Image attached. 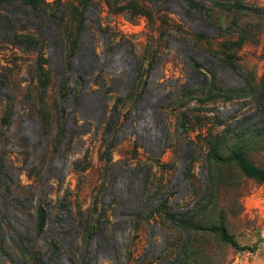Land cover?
I'll return each mask as SVG.
<instances>
[{"label": "rangeland", "instance_id": "obj_1", "mask_svg": "<svg viewBox=\"0 0 264 264\" xmlns=\"http://www.w3.org/2000/svg\"><path fill=\"white\" fill-rule=\"evenodd\" d=\"M117 1L115 9L103 0L88 6L90 28L64 73L58 26L46 14L32 23L23 6H0V15L18 17L17 29L38 26L46 36L43 53L52 76L44 102L56 98L66 111V137L52 142L53 134L43 133L32 107L36 53L5 42L8 27L0 22L2 92L13 96L14 108L2 137L10 175L3 177L8 189L2 208L47 264L84 259L87 264H264V181L245 175L236 163L206 160V149L193 151L189 142L220 131V154L241 150L250 164L264 169V0H239L245 8L237 9L218 4L222 0H148L151 21L130 16L127 8H119L127 0ZM161 18L170 25L163 38ZM109 29L116 35L112 41ZM206 41L225 48L227 63L205 48ZM155 48L152 66L135 84L119 118L113 112L109 118L115 97L123 99L130 91L141 56ZM205 71L213 85L190 95L187 103L199 118L184 131L164 106L180 89L197 88ZM65 76L68 95L62 99L56 90ZM1 107L4 111L10 104L4 100ZM108 122L112 127L104 132ZM106 143L111 171L102 174L97 170ZM54 145L51 156L45 151ZM85 154L92 168L74 172V161ZM32 168L39 171L37 182L28 174ZM101 176L107 185L96 200L105 216L90 236L73 222L72 212L78 205L93 206V187ZM41 200L47 203V219L37 235ZM221 227L238 246L221 239ZM23 259L16 249L0 250V264Z\"/></svg>", "mask_w": 264, "mask_h": 264}, {"label": "trees", "instance_id": "obj_2", "mask_svg": "<svg viewBox=\"0 0 264 264\" xmlns=\"http://www.w3.org/2000/svg\"><path fill=\"white\" fill-rule=\"evenodd\" d=\"M105 4L112 9H115L118 3L117 0H103ZM125 1V0H124ZM165 1V0H164ZM188 2H192V0H187ZM101 0H0V6L3 4H11V5H20L29 10L26 15V19L30 20L32 23L37 22L38 19H41L43 14H46L48 19L51 22H54L61 32V37L64 41L65 46V61L62 67V72L65 71L70 72V60L72 56L77 52L80 46V39L82 35L90 28L85 12L89 5L99 6ZM132 2L135 4L130 5ZM223 2V3H221ZM218 4L227 5L233 9L237 8H245L243 3H240L239 0H222L219 1ZM126 5V6H125ZM125 5L119 7L120 9H126L130 16L134 14H141L147 17L149 21H151L153 16L152 7L149 5L148 0H127L125 1ZM195 5H197L195 3ZM199 7V6H197ZM159 13L160 11H156ZM155 12V13H156ZM205 18L208 22H211L209 19V14L206 9ZM28 17V18H27ZM37 18V19H35ZM0 22L5 24V27H8L7 32L4 34L3 39L5 42H9L14 46L21 48L23 50H31L36 53L35 60V68L33 71V79L36 82L35 90H37L35 95L36 103H32V107L36 116L39 118L40 127L43 133L48 134L49 136L53 134L52 142L55 141L58 143L60 140H63L66 137L65 131V117L66 111L63 106H59L57 99L55 98V102L53 103L51 99V103L44 102V99L47 96V88L49 86L51 80V69L48 67V59L44 57L43 47L47 46V38L41 32L40 29H37L38 26L27 27L26 25L20 26V28H16V24L20 23L18 17H12L8 15L1 14ZM160 31L159 35L163 38L167 36V32L169 33L170 25L166 26V22L164 19H160ZM31 24V23H30ZM221 28V27H219ZM28 30H31L35 35L28 36ZM23 32L25 33L24 35ZM109 39L114 40L115 32L108 30ZM193 35V34H192ZM202 35H198L200 37ZM114 38V39H113ZM211 38V37H210ZM198 40V39H195ZM212 40V39H210ZM110 41V42H111ZM161 44V43H160ZM159 48V47H158ZM205 48L209 50L213 55H215L222 63H227L228 55L224 52L225 48L221 45L212 46L209 41H206ZM151 52V53H150ZM157 48L151 49L149 52L145 50L143 56H141V62L138 65L136 76L133 81L132 87L130 91L126 94V96L121 99L120 97H115L114 104L111 107V114H109V118L113 116L112 112L116 114V117L120 116V109L125 106V102L130 98L135 88V84L138 80L143 76L142 73H147L149 68L153 64V58L156 55ZM194 66L198 70H202V67L193 62ZM203 72V71H202ZM203 74V80L201 83L195 87H185L184 89H180L178 94L164 106V109L168 110L169 115L173 116L176 120V124L178 127H182L184 131H187V126L193 118H199V116L194 115L193 110L195 108L190 107V103H187V100L192 101L190 95L199 92L202 89L208 87L209 85H213V83L208 82L206 76L208 71ZM68 80L67 76L62 77L60 83L57 86L56 94L58 97L65 98L68 95ZM79 83V79H76L73 84L77 86L75 82ZM146 81V79H145ZM144 81V83H145ZM202 86V88H200ZM5 88L6 85L3 79H0V250L2 252H6L9 248L18 250V253L24 258L21 264H47L41 258L40 249L34 246V244H30V240L21 233L11 222L7 212L2 208L8 184L3 180V177L6 176L10 179V175L6 172L7 170V151H5L3 146L2 137L4 128L10 125L13 118V105L11 103V98L13 96L8 95V93L2 92V88ZM200 89V90H199ZM143 90L139 91L137 95L133 98V103L140 98ZM4 100L9 102L10 107H7L6 110H2L1 104ZM192 109V110H189ZM191 114V116H189ZM112 127L111 122H108L104 132H108ZM222 133L220 131H216L215 133H207L205 135H197L196 138L189 139L191 145H194L196 150L206 149L205 159L209 160L215 164H224L233 162L236 163L241 171L249 176L254 177L258 180L264 181V169L258 168L252 164H250L243 152L241 150L230 151L226 155H222L217 151L218 145L222 140ZM198 141V142H197ZM110 144V143H109ZM106 143V146L103 151L100 152V160L103 165L101 168L97 170V172H110V145ZM202 149V150H203ZM45 152L50 153L51 156L55 155L56 147L54 145L52 150L46 149ZM88 168H92L88 156L85 154L81 160H75L73 163V170L76 173H83L88 170ZM104 169V170H102ZM107 172V173H108ZM3 174V175H2ZM28 174H32L34 181H38L40 175L39 171L36 168L30 169ZM103 174V173H102ZM109 174V173H108ZM97 184V185H96ZM93 187L96 191L94 193L93 206H87L86 208H80L79 205L72 212L73 214V222L76 225L81 227L86 231L90 236L93 235L96 229H98L101 218L105 216V209H101L97 207V200L99 193L105 189V184L103 183V176L98 179V182ZM107 185V184H106ZM17 201V200H16ZM75 202V201H74ZM103 210V211H102ZM47 219V203L41 200L36 207V220H35V231L37 235H40L46 226ZM220 237L222 240L228 241L231 244L238 246L237 242L233 239V237L228 234L224 227L219 229ZM6 237L9 239V244L6 242ZM56 246L55 243H52ZM21 259V258H20ZM84 262V263H83ZM82 264H87V260H82ZM151 264V263H150ZM164 264H175L173 262H166Z\"/></svg>", "mask_w": 264, "mask_h": 264}]
</instances>
